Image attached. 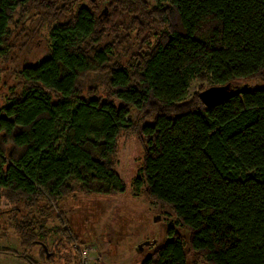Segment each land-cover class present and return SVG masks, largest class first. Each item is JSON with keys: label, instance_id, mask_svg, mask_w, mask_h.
<instances>
[{"label": "trees", "instance_id": "16d2710c", "mask_svg": "<svg viewBox=\"0 0 264 264\" xmlns=\"http://www.w3.org/2000/svg\"><path fill=\"white\" fill-rule=\"evenodd\" d=\"M0 72V227L20 245L65 261L59 203L122 191L133 135L134 185L173 217L139 264H188L178 227L190 264H264V0H0ZM195 79L246 90L205 106Z\"/></svg>", "mask_w": 264, "mask_h": 264}, {"label": "rangeland", "instance_id": "374dc122", "mask_svg": "<svg viewBox=\"0 0 264 264\" xmlns=\"http://www.w3.org/2000/svg\"><path fill=\"white\" fill-rule=\"evenodd\" d=\"M46 36L47 30L41 29L32 47L33 54L29 55L30 62L35 58L41 59L47 54ZM0 78L2 80L4 78L2 72ZM212 84L214 83L210 79L203 83L197 79L191 80L187 97L190 98L198 93L201 87L204 89ZM9 86L11 81L6 80L5 85L0 87V103L3 99L2 95ZM142 158L143 147L137 136L125 135L119 140L115 166L124 189L105 195L77 194L68 196L59 203L60 211L79 240L74 239L73 235L68 240L65 237L60 238L57 232L52 231L46 238V245L47 248H52L55 242L60 240V245L66 250L63 253L67 258L65 261L62 259L63 256L55 260L46 258L40 252V244L30 248L20 245L13 229L0 227V264H30L24 256L37 264H74L73 254L78 252L77 248L86 250L88 264H139L155 245L169 238L166 229L168 223L173 220V217L167 213L169 211L167 206L151 201L134 185ZM69 183L72 186L79 185L75 180H70ZM59 223L60 221L54 216L45 226L54 228ZM178 231L186 241L184 244L186 261L190 264L193 256L187 252L188 230L178 227ZM144 241L150 243L142 244L140 249L139 244Z\"/></svg>", "mask_w": 264, "mask_h": 264}, {"label": "water", "instance_id": "95a60500", "mask_svg": "<svg viewBox=\"0 0 264 264\" xmlns=\"http://www.w3.org/2000/svg\"><path fill=\"white\" fill-rule=\"evenodd\" d=\"M245 86L233 83L224 84H212L198 92V97L205 106L222 102L234 95L244 92ZM155 241V240H154ZM153 241V242H154ZM150 241H144L139 244V248H142V244H149Z\"/></svg>", "mask_w": 264, "mask_h": 264}, {"label": "built area", "instance_id": "2783aa9c", "mask_svg": "<svg viewBox=\"0 0 264 264\" xmlns=\"http://www.w3.org/2000/svg\"><path fill=\"white\" fill-rule=\"evenodd\" d=\"M77 251L80 256V261L79 264H88V257L86 255V250L85 249H79L77 248Z\"/></svg>", "mask_w": 264, "mask_h": 264}]
</instances>
